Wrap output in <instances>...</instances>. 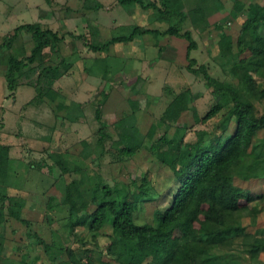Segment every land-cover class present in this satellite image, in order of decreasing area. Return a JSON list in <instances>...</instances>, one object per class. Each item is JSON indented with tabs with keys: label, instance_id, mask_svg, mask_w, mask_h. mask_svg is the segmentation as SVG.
<instances>
[{
	"label": "rangeland",
	"instance_id": "rangeland-1",
	"mask_svg": "<svg viewBox=\"0 0 264 264\" xmlns=\"http://www.w3.org/2000/svg\"><path fill=\"white\" fill-rule=\"evenodd\" d=\"M235 1L185 0L187 18L180 32L189 29L197 44L187 57L188 40L180 35L138 34L99 50L91 49L78 36L84 34L93 42H105L114 35L127 34V25L162 31L176 21L139 5L126 7L117 0H99V8L87 10L83 9L85 0H0V73L5 72L9 54L28 53L35 44L33 35L24 30L9 46L3 44L21 23L37 21L63 34L57 47L69 61L63 74L53 80L55 98L40 96V91L47 89L43 78L36 82L40 66L30 77L18 79L13 95L0 74V143L8 145L0 157V206L8 204L7 196L25 199L24 215L31 221L32 234H40L49 243L45 251L44 242L35 235L28 236L26 226L10 218L0 225V264H88L87 255L92 264H118L106 252L110 226L93 232L82 224L70 230L74 217L85 216L87 210L78 202L70 215L68 204L62 202L64 182L78 178L88 198L93 192L100 193L99 183L109 184L115 196L124 197L144 170L157 168L152 156L144 151L123 160L114 159L122 120L132 114L134 125L142 133L154 127L157 136H174L183 132L177 124H193L189 111L181 115L179 123L164 118L178 92L189 95L200 117L210 108L214 102L212 86L188 65L203 64L213 77L228 78L231 63L220 55V35L214 24H223L236 39L243 15L233 16ZM197 6L199 11L195 10ZM190 59L195 63L190 64ZM130 99H136L134 105ZM253 101L256 111L262 112L264 103ZM5 112L8 120L3 127ZM220 118L217 114L194 123L184 131L185 140L193 139L202 129L219 130ZM101 127L105 135L98 138ZM32 162H39L41 167H32ZM58 165L67 171L62 182L51 186L50 181L59 175ZM259 183L264 187V181ZM255 202V219L253 209H244L235 212L229 221L264 223V198ZM209 253L218 264H264V253L252 254L241 237L212 246Z\"/></svg>",
	"mask_w": 264,
	"mask_h": 264
},
{
	"label": "trees",
	"instance_id": "trees-1",
	"mask_svg": "<svg viewBox=\"0 0 264 264\" xmlns=\"http://www.w3.org/2000/svg\"><path fill=\"white\" fill-rule=\"evenodd\" d=\"M157 1L117 0L122 6L139 5L144 10L158 12L162 18L176 20L162 31L131 24L126 26L130 28L127 34L114 35L105 42H93L84 34L78 36L88 47L99 50L111 42L134 39L138 34L180 35L188 40L186 56L189 57L190 50L197 44L189 29L180 32L187 18L183 9L185 0ZM100 6L99 0H85L83 9L96 10ZM234 6L233 16L243 15L236 39L225 31L223 24H214L220 35V55L231 63L228 78L213 77L203 64L188 65L212 86L213 104L200 117L189 95L180 91L164 113V118L179 123L181 115L189 111L193 124L221 114L217 125L220 129H202L193 139L185 140L184 131L193 125L186 121L177 124L183 132L174 136H157L154 127L144 134L134 125L133 115L128 114L129 118L121 119L114 159L123 160L144 151L146 156H152L157 168L144 170L124 197L115 196L109 184L99 183L100 193L93 192L88 198L81 191L78 178L64 182L62 202L68 204L70 215L73 216L78 202L87 210L85 216L74 217L69 223L70 230L82 224H87L93 232L110 226L111 238L106 252L118 264H218L209 253L210 248L228 244L235 237L243 238L252 254L264 253L263 222L236 224L229 221L235 212L244 209H253L255 219L258 210L252 202L264 198V187L258 185L264 181V109L257 112L253 101L264 103V0L247 3L236 0ZM195 10L199 11V6ZM22 30L33 35L35 44L28 53L7 56L4 77L9 94H14L20 77H30L40 66L36 82L43 78L47 87L40 91V96L46 94L55 98L53 80L69 66L67 57L57 47L64 35L37 21L21 23L3 44L9 46ZM160 50L159 46L158 52ZM193 63L194 59H190V64ZM129 101L134 105L136 99ZM103 127L98 130V138L105 135ZM7 148L8 145L0 143V157L1 150ZM31 166L41 167V164L32 162ZM58 166L59 175L50 181L51 186L59 180L62 182L67 171ZM7 198L8 204L0 206V225L10 218L22 223L28 236L35 235L44 242L46 251L49 243L40 234H32L31 221L24 215L26 200L16 196ZM87 258L88 264H92L91 257L87 255Z\"/></svg>",
	"mask_w": 264,
	"mask_h": 264
},
{
	"label": "crops",
	"instance_id": "crops-1",
	"mask_svg": "<svg viewBox=\"0 0 264 264\" xmlns=\"http://www.w3.org/2000/svg\"><path fill=\"white\" fill-rule=\"evenodd\" d=\"M26 1V0H25ZM7 7V6H6ZM0 59H1V56H0ZM2 75H4V73H0ZM5 78V77H4ZM6 82V81H5ZM9 106V105H8ZM3 116V119H2V122H4L3 124V127L5 126V122L8 120L7 119V116H8V112H5V114L2 115ZM2 133V132H1Z\"/></svg>",
	"mask_w": 264,
	"mask_h": 264
}]
</instances>
